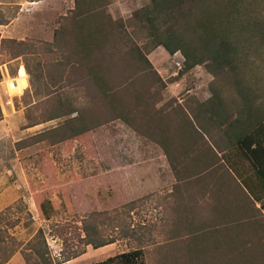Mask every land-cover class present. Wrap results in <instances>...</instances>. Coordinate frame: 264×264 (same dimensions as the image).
I'll list each match as a JSON object with an SVG mask.
<instances>
[{
	"label": "rangeland",
	"instance_id": "374dc122",
	"mask_svg": "<svg viewBox=\"0 0 264 264\" xmlns=\"http://www.w3.org/2000/svg\"><path fill=\"white\" fill-rule=\"evenodd\" d=\"M147 4L0 0V264H44L45 246L56 264H264V184L232 143L264 120V0L196 8L235 46V70L214 72L155 47ZM138 167L155 183L133 194Z\"/></svg>",
	"mask_w": 264,
	"mask_h": 264
},
{
	"label": "trees",
	"instance_id": "16d2710c",
	"mask_svg": "<svg viewBox=\"0 0 264 264\" xmlns=\"http://www.w3.org/2000/svg\"><path fill=\"white\" fill-rule=\"evenodd\" d=\"M206 0H149L138 15L147 25L150 37L154 40V45L163 46L166 51L173 54L179 51L184 58L185 69H191L196 65L210 63V71L214 69L229 68L230 71L235 70V46L229 40L228 30L222 26L223 22L219 19L205 20L195 17L196 8L204 5ZM76 8L79 0H75ZM83 23V20L79 21ZM56 31L54 32L55 36ZM135 49L138 57L141 58L150 67L152 65L142 54L137 46ZM191 128L198 132L192 120L189 119ZM229 127L233 126L232 122L228 123ZM86 128H80L76 133L85 131ZM236 132H233V135ZM238 133V132H237ZM236 133V134H237ZM232 136V134H231ZM238 145L257 170L258 179L264 184V120H261L254 128L245 129L236 135L233 142ZM257 201L262 197L258 196L259 192L251 190ZM264 197V196H263ZM39 233L42 234L40 229ZM39 235V234H38ZM3 237V229L0 227V244ZM4 240V237H3ZM106 243L94 242L88 240L86 245L94 248L103 246ZM1 247V245H0ZM44 264H56L48 260V248H37ZM140 249L122 252L114 256H109L102 261L88 264H134L139 255ZM79 254L67 256L63 261H67Z\"/></svg>",
	"mask_w": 264,
	"mask_h": 264
},
{
	"label": "crops",
	"instance_id": "0c3cea01",
	"mask_svg": "<svg viewBox=\"0 0 264 264\" xmlns=\"http://www.w3.org/2000/svg\"><path fill=\"white\" fill-rule=\"evenodd\" d=\"M115 1V0H114ZM116 2H118V1H116ZM148 2V1H147ZM146 2V3H147ZM119 3V2H118ZM111 11V10H110ZM111 13H112V11H111ZM112 14H114V13H112ZM159 46H161V45H159ZM163 47V46H162ZM164 48V47H163ZM165 49V48H164ZM166 50V49H165ZM177 52H179V51H177ZM167 53H169L168 51H167ZM170 54V53H169ZM173 57H175V56H173ZM181 60H177V63L179 64V62H180ZM152 62V61H151ZM184 62V61H183ZM24 68V67H23ZM24 70H25V68H24ZM166 83V82H165ZM167 85H168V87H176V86H179L180 85V81L179 80H176V81H174V83H166ZM148 169H145V168H141V167H138V168H136V169H134L131 173H130V177H129V179H128V182H127V185H128V191L130 192V193H140V192H142V190H145V189H148L149 187H151V185H153L155 182L153 181L155 178H153V177H151V179H147V180H145L144 182H141L140 181V178H141V176H142V174H144V173H147L148 174ZM145 177H147V176H145ZM247 193V192H246ZM247 197H250L249 195H248V193L247 194H245ZM251 198V197H250ZM254 207H257V208H261L260 206H259V203L258 202H256L255 203V206ZM9 264H27L26 263V261H24V259L20 256V255H18V254H14L13 255V257H12V259H10V262H9Z\"/></svg>",
	"mask_w": 264,
	"mask_h": 264
},
{
	"label": "built area",
	"instance_id": "2783aa9c",
	"mask_svg": "<svg viewBox=\"0 0 264 264\" xmlns=\"http://www.w3.org/2000/svg\"><path fill=\"white\" fill-rule=\"evenodd\" d=\"M6 72H8L7 67H5ZM2 74H4V70H2ZM7 91L11 88H14L17 85L16 77H11L4 80Z\"/></svg>",
	"mask_w": 264,
	"mask_h": 264
},
{
	"label": "bare ground",
	"instance_id": "6f19581e",
	"mask_svg": "<svg viewBox=\"0 0 264 264\" xmlns=\"http://www.w3.org/2000/svg\"><path fill=\"white\" fill-rule=\"evenodd\" d=\"M21 70H22V72L25 73V75H27V74H26V71L24 70L23 67L21 68ZM21 74H22V73H21ZM20 78H22V75H21ZM20 78L16 76L17 85H16L14 88L9 89L8 92L13 93V92H15L17 89H19V88L22 86V82L20 81V80H21Z\"/></svg>",
	"mask_w": 264,
	"mask_h": 264
}]
</instances>
